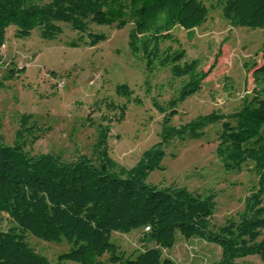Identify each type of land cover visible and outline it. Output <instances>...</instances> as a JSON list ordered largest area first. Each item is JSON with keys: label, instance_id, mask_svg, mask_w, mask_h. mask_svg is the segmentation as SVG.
<instances>
[{"label": "trees", "instance_id": "trees-1", "mask_svg": "<svg viewBox=\"0 0 264 264\" xmlns=\"http://www.w3.org/2000/svg\"><path fill=\"white\" fill-rule=\"evenodd\" d=\"M220 6L231 26L264 28V0H223ZM208 14L209 7L200 0H0V63L10 25L16 27L17 38L28 37L38 27L41 38L55 39L64 23L93 47L107 37L92 25L123 28L131 24L127 40L131 55L143 60L148 72L167 67L173 78L185 79L166 105L154 101L163 114L159 140L130 167L109 155L107 126L100 129L93 147L97 163L85 154L71 160L54 152L30 154L22 138L30 136L33 143L39 136L32 134L35 124L28 126L32 115L22 114L14 143L6 144L0 137V218L6 214L13 224L0 230V264H172L162 257V249L173 247L177 233L216 244L220 259L210 264H257L245 261L246 257L264 264V46L263 62H253L248 68L252 89L237 110L198 116L178 127L170 125L177 103L201 89L215 59L203 71L197 59H185L183 48L162 49L161 45L176 41L175 27L191 32ZM23 70L10 68L5 78ZM115 92L129 101L132 90L120 84ZM217 122L222 129L216 152L224 167L239 170L249 161L257 183L237 217L214 226L213 193L202 196L186 187L156 185L146 179L153 170L162 169L165 148L172 140L199 138L207 125ZM133 229H139L140 242L153 245L128 256L109 238L113 231ZM27 235L54 242L65 239L69 249L54 262L36 252Z\"/></svg>", "mask_w": 264, "mask_h": 264}, {"label": "rangeland", "instance_id": "rangeland-1", "mask_svg": "<svg viewBox=\"0 0 264 264\" xmlns=\"http://www.w3.org/2000/svg\"><path fill=\"white\" fill-rule=\"evenodd\" d=\"M209 7L205 22L187 32L180 27L172 30L176 41H165L161 48H183L185 59H197L205 71L215 64L202 81L201 89L177 103V113L170 125L178 127L214 113L229 114L237 110L252 89L250 68L263 59L264 28L233 27L222 16L223 0H200ZM62 33L55 39H43L38 27L26 38L14 37L15 26L6 29L0 63V137L12 145L16 139L22 114H31L35 124L33 143L24 136L30 154L59 153L65 160L80 154L91 157L100 129L109 128L106 148L120 165L130 167L142 152L158 142L161 114L154 101L166 105L177 96L182 78H173L167 67L153 72L145 69L144 61L134 58L127 40L131 24L123 28L92 25L106 40L90 47L85 39L60 23ZM78 46L73 47L70 42ZM24 67L12 78H5L10 68ZM127 84L132 90L130 100L117 95L116 86ZM138 98L140 102H134ZM221 122L207 125L199 138L186 136L172 140L165 148L162 169L153 170L146 182L162 186H181L204 196L214 194L215 208L211 223L218 226L236 218L243 209L244 198L256 186L257 173L249 161L239 170L224 167L217 155ZM13 224L6 214L0 218V230ZM139 229L127 233L113 231L109 241L117 244L126 255L153 243L139 241ZM29 245L51 261L68 251L69 245L45 241L27 235ZM132 257V255H131ZM162 257L172 264H210L220 259V248L197 237L177 233L172 248L162 249ZM245 261L259 263L256 257ZM62 264H78L64 261Z\"/></svg>", "mask_w": 264, "mask_h": 264}, {"label": "built area", "instance_id": "built-area-1", "mask_svg": "<svg viewBox=\"0 0 264 264\" xmlns=\"http://www.w3.org/2000/svg\"><path fill=\"white\" fill-rule=\"evenodd\" d=\"M145 230H148V227H145Z\"/></svg>", "mask_w": 264, "mask_h": 264}]
</instances>
